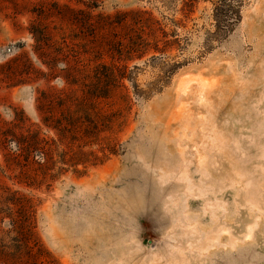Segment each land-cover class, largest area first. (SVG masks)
<instances>
[{
    "label": "rangeland",
    "instance_id": "obj_1",
    "mask_svg": "<svg viewBox=\"0 0 264 264\" xmlns=\"http://www.w3.org/2000/svg\"><path fill=\"white\" fill-rule=\"evenodd\" d=\"M0 264H264V0H0Z\"/></svg>",
    "mask_w": 264,
    "mask_h": 264
}]
</instances>
